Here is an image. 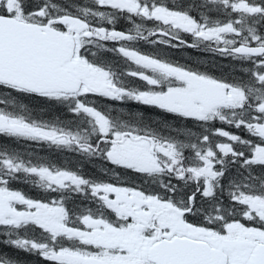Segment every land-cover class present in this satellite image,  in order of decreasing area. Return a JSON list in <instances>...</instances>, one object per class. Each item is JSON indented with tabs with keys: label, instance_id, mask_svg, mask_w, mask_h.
Masks as SVG:
<instances>
[{
	"label": "snow or ice",
	"instance_id": "6c2138e0",
	"mask_svg": "<svg viewBox=\"0 0 264 264\" xmlns=\"http://www.w3.org/2000/svg\"><path fill=\"white\" fill-rule=\"evenodd\" d=\"M0 138V264H264V0H0Z\"/></svg>",
	"mask_w": 264,
	"mask_h": 264
},
{
	"label": "rangeland",
	"instance_id": "374dc122",
	"mask_svg": "<svg viewBox=\"0 0 264 264\" xmlns=\"http://www.w3.org/2000/svg\"><path fill=\"white\" fill-rule=\"evenodd\" d=\"M197 51H198V53H205V52H201L199 50H197ZM198 55L200 56V54H198ZM217 59L219 60V62L222 60L221 58H217ZM202 60H204V64H209V63L213 62V61H207L205 59H202ZM179 63H180V61H179ZM104 103H107V102L101 101L102 105ZM116 107L120 108L118 103L116 104ZM129 107H131V110H140L138 108H135L132 105H125L124 109L127 111V109L129 110ZM37 108H39V107H34V110H35L36 114L41 115L44 119H48V118L51 117L50 116L51 112H50L49 109L47 110L48 113H45L43 115V113L41 112L42 110L40 108H39V110H41L40 112L36 111ZM43 112H44V109H43ZM5 140H6V138H5ZM2 142L3 141H0V143H2ZM6 142L10 143V141H6ZM11 145L16 147L17 150H19V151H23L25 153H31L33 155L38 156L39 158H42V159H45V160H49V161H52V162H55V163H58V164H68L69 161H71L73 164H75L78 161V159H79L78 157L74 156L71 153L59 152V151H57L55 149H52V148H49L47 146L36 145L37 147H44L45 154H43V153L38 152L36 149H32V148L28 149V148H25V147H19V146H15L14 144H11ZM99 167H100V165H99L98 162L95 165H93V166H89V165H87L85 163L84 170L85 169L88 170L86 172H88L91 175H96L98 170H99ZM13 187L18 188L19 190L24 191V192L28 193L29 195H35L38 192V190L34 189L31 186V184H25V183H22V182H14L13 183ZM23 187H25L27 190H23ZM32 260L34 261V259H32Z\"/></svg>",
	"mask_w": 264,
	"mask_h": 264
},
{
	"label": "flooded vegetation",
	"instance_id": "af4514ba",
	"mask_svg": "<svg viewBox=\"0 0 264 264\" xmlns=\"http://www.w3.org/2000/svg\"><path fill=\"white\" fill-rule=\"evenodd\" d=\"M141 46L144 48L145 51H152L153 50L152 46L143 45L142 43H141ZM190 49H192V48H184V47H182V48H179V49H166L165 51L167 53V56H170V57H172V58L175 59L174 61H178L179 62V61H181V59L184 56V54H187ZM193 50H196V49H193ZM196 51L190 52V56L192 58L191 59V62L194 65H196V64H202L204 62V60L200 59L201 57L198 55V51L197 52ZM205 53H207V52H205ZM208 54H211V53H208ZM195 57H198V59H195ZM225 68H227V66ZM119 106L120 107H124L125 105H120L119 104ZM132 106H134V105H132ZM134 107L137 108L136 106H134ZM1 141L6 142L5 138H1ZM13 144L15 146H17L18 142L17 143L16 142H13ZM41 153L45 154V152H41ZM33 259H34V261L33 260H30L28 262V264H35V258H33Z\"/></svg>",
	"mask_w": 264,
	"mask_h": 264
},
{
	"label": "trees",
	"instance_id": "16d2710c",
	"mask_svg": "<svg viewBox=\"0 0 264 264\" xmlns=\"http://www.w3.org/2000/svg\"><path fill=\"white\" fill-rule=\"evenodd\" d=\"M195 59H198V57H195ZM200 59H204V57H201ZM222 64L225 65V66H228V65H229V64H224V63H222ZM22 102L28 104L29 107H30V108H33V109H34V107H39L42 111L39 110V108H37L36 111H37V112H38V111H39V112L41 111V112L43 113V115H44L45 113H48V112H47V110H48L47 106H45V105H43V104H40V103H39V104H37V105H34V101H33V100H32V101H28V100H25V101H24V99H22ZM43 109H44V112H43ZM50 112H51L50 116L56 114L54 111H51V110H50ZM42 113H41V114H42ZM25 145H27V144H25ZM85 171H88V170L85 169ZM87 173H88V172H87Z\"/></svg>",
	"mask_w": 264,
	"mask_h": 264
},
{
	"label": "bare ground",
	"instance_id": "6f19581e",
	"mask_svg": "<svg viewBox=\"0 0 264 264\" xmlns=\"http://www.w3.org/2000/svg\"><path fill=\"white\" fill-rule=\"evenodd\" d=\"M125 107V106H124Z\"/></svg>",
	"mask_w": 264,
	"mask_h": 264
}]
</instances>
